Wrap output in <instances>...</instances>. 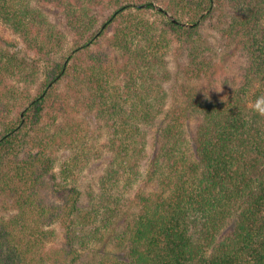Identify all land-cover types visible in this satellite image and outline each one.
<instances>
[{
	"label": "trees",
	"instance_id": "trees-1",
	"mask_svg": "<svg viewBox=\"0 0 264 264\" xmlns=\"http://www.w3.org/2000/svg\"><path fill=\"white\" fill-rule=\"evenodd\" d=\"M0 20L27 49L0 46V264H264V0H0Z\"/></svg>",
	"mask_w": 264,
	"mask_h": 264
},
{
	"label": "rangeland",
	"instance_id": "rangeland-1",
	"mask_svg": "<svg viewBox=\"0 0 264 264\" xmlns=\"http://www.w3.org/2000/svg\"><path fill=\"white\" fill-rule=\"evenodd\" d=\"M52 15H53V18L55 20L61 22V19H60L61 18V14L55 12ZM154 16H156V15H154ZM60 25H61V27H64L63 24H60ZM71 41L68 42V44H67L68 46L70 44H72ZM0 46L12 47L14 49V51L21 52L22 54H26V52H27V49H25V46L22 43L20 35L16 34L15 32H13L12 28L9 27L8 25H6L1 20H0ZM234 57L233 56L229 57L227 55L222 57V59H221L222 68H224L226 64L229 65L231 60H233ZM182 59H183V55L180 58V62L183 61ZM171 64H172L171 65V69L174 71V75L173 76H175V73H176V70H177L176 61L175 62L173 61ZM222 71H223V69H222ZM41 79H43V73L41 74L39 80H41ZM170 85L171 84H169L168 87ZM32 88L33 89L31 90V93H34V94L37 93V90H38L37 89V85H34V86L32 85ZM170 103H171V99H170ZM195 125H196V119L192 118L191 122H190V130L191 131L195 128ZM150 132H151L150 146H152L153 143L155 142V138H156L157 133H156V129L155 128L151 129ZM106 165H107V159L106 158L101 160V161H99V162H97V163H95V164H93L91 166V168L89 169V171L85 174V177H86L85 181L93 180V178L96 179L100 175L101 171L105 168ZM54 199H57V198L55 197Z\"/></svg>",
	"mask_w": 264,
	"mask_h": 264
},
{
	"label": "clouds",
	"instance_id": "clouds-1",
	"mask_svg": "<svg viewBox=\"0 0 264 264\" xmlns=\"http://www.w3.org/2000/svg\"><path fill=\"white\" fill-rule=\"evenodd\" d=\"M262 104H264V97L260 98V102H258L255 106H254V111L258 112L261 115H264V106H262Z\"/></svg>",
	"mask_w": 264,
	"mask_h": 264
}]
</instances>
